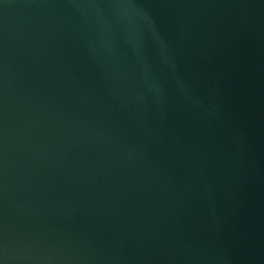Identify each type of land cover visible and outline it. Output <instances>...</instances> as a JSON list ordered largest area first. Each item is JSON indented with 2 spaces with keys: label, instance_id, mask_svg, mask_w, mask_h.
<instances>
[{
  "label": "water",
  "instance_id": "water-1",
  "mask_svg": "<svg viewBox=\"0 0 264 264\" xmlns=\"http://www.w3.org/2000/svg\"><path fill=\"white\" fill-rule=\"evenodd\" d=\"M0 264H264V0H0Z\"/></svg>",
  "mask_w": 264,
  "mask_h": 264
}]
</instances>
